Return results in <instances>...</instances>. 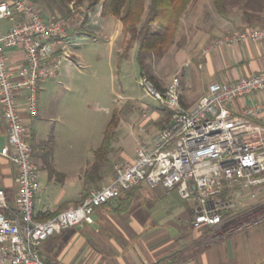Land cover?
Segmentation results:
<instances>
[{"label":"built area","instance_id":"built-area-1","mask_svg":"<svg viewBox=\"0 0 264 264\" xmlns=\"http://www.w3.org/2000/svg\"><path fill=\"white\" fill-rule=\"evenodd\" d=\"M0 21L11 23L8 30L0 29V106L7 131V145L0 153L18 170L13 205L0 188V264H52L41 257L44 242L65 229L93 223L101 206L141 183L176 189L181 199L195 202L194 228L234 221L239 214L235 194L250 190L256 201L257 192L264 190V98L243 105L239 112L234 107L237 100L264 92V70L212 83L191 108L181 102L178 77L163 91L144 77L148 93L173 112L153 135V145L139 137L133 159L117 163L112 180L91 190L78 205L40 219L35 212L39 168L25 132L19 94L27 93L28 110L35 115L40 83L58 76L63 59L72 60L75 43L69 23L61 17L44 18L33 0H0ZM249 41L264 45V26L235 30L208 50ZM14 48L24 55L16 77L7 57Z\"/></svg>","mask_w":264,"mask_h":264},{"label":"crops","instance_id":"crops-1","mask_svg":"<svg viewBox=\"0 0 264 264\" xmlns=\"http://www.w3.org/2000/svg\"><path fill=\"white\" fill-rule=\"evenodd\" d=\"M239 1L225 0V14H220L215 4L216 13L209 22L206 18L197 20L198 17L188 13L192 2L182 17L172 46L176 54L181 55L174 77L180 80V97L185 108L195 106L212 83L230 82L264 70V45L261 43L249 41L208 50L215 39L235 30L256 27L264 21V0L257 10L259 16H256V8L245 10ZM98 22L94 39L102 35L112 49L119 42L124 45L123 25L119 19L102 17ZM10 26V22L0 21L1 30L6 31ZM7 57L10 71L16 77L24 64L23 52L14 48L8 51ZM61 71L62 68L58 76L40 83L35 115L28 110L27 93L19 94L25 132L39 173L49 166L55 170L54 173L49 171L41 189L40 175L38 177L35 212L40 219L81 203L94 182L84 174V168L71 177L67 168L55 167L61 115L50 97ZM171 81L159 83L165 90ZM262 98L264 92L239 99L235 110L239 112L243 105ZM140 130L143 132L141 138L151 147L152 136L145 129ZM6 145L7 131L0 106V152ZM17 175L15 164L0 153V188L6 192L11 205L17 195ZM113 176L111 174L107 182ZM250 196V190L235 194L239 214L234 221L194 228L195 202L181 199L176 189L168 191L141 183L123 192L114 203L101 206L94 214L93 223L80 224L51 237L42 244L40 254L52 264H264V190L257 192L256 201Z\"/></svg>","mask_w":264,"mask_h":264},{"label":"rangeland","instance_id":"rangeland-1","mask_svg":"<svg viewBox=\"0 0 264 264\" xmlns=\"http://www.w3.org/2000/svg\"><path fill=\"white\" fill-rule=\"evenodd\" d=\"M33 1L44 18L61 17L68 22L71 39L75 42L72 60L63 59L61 74L55 80L56 87L50 97L61 115L55 167L60 170L67 168L71 177L83 168L86 175L100 171L103 173L102 180L92 182L91 190L97 189L108 181L111 174L114 175L117 163L134 157L136 142L139 137H143L140 129H145L153 137L168 123L169 114L142 84L144 77L137 60L138 43L127 50L126 43L122 46L119 42L112 49L102 35L94 39V34L97 33L95 27L99 25L96 24L104 17L102 5L90 10L88 2L82 5L73 2L67 12L56 5L57 0ZM215 1L194 0L188 13L198 17L197 20L203 21L206 18V22H209L216 13ZM247 1L249 0L239 1L244 4V7L241 5L242 8H256V16H259L257 10L261 7V0H250L249 6L245 5ZM257 24L264 26V21ZM111 27L109 25L108 28ZM180 57L181 55L176 54L175 47L171 46L162 56L152 55L145 60L151 73L163 83L174 78ZM115 111L119 114L120 121L112 148L107 161L98 165L95 151L101 146L107 125ZM49 171L50 166L40 171V189L43 188Z\"/></svg>","mask_w":264,"mask_h":264},{"label":"trees","instance_id":"trees-1","mask_svg":"<svg viewBox=\"0 0 264 264\" xmlns=\"http://www.w3.org/2000/svg\"><path fill=\"white\" fill-rule=\"evenodd\" d=\"M193 0H57L56 5L70 11V3L82 5L88 2V8L95 10L102 5L104 17H115L122 22L126 49L130 50L134 43H138L137 60L141 68L142 77H146L159 90L163 91L159 81L149 67L146 58L152 55L162 56L175 43L181 19L187 12ZM225 0H216V8L220 14H225ZM250 0L247 1V5ZM249 6V5H248ZM154 27L156 30H154ZM168 122L173 112L167 108ZM120 116L117 111L107 125L101 146L95 151L96 164L107 161L112 143L118 128ZM53 143V139L51 141ZM52 173L55 172L51 168ZM94 181H101L103 173L96 171L88 174ZM129 191V190H128Z\"/></svg>","mask_w":264,"mask_h":264}]
</instances>
